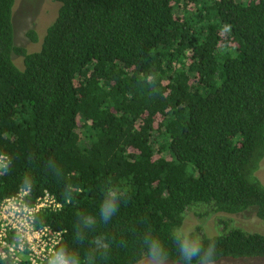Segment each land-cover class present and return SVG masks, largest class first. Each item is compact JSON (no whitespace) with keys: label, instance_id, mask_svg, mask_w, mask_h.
I'll return each instance as SVG.
<instances>
[{"label":"trees","instance_id":"obj_1","mask_svg":"<svg viewBox=\"0 0 264 264\" xmlns=\"http://www.w3.org/2000/svg\"><path fill=\"white\" fill-rule=\"evenodd\" d=\"M56 1L28 53L0 0V200L55 197L35 222L68 264H204L191 240L215 244L210 264L264 259V233L224 220L179 232L195 207L264 227V0Z\"/></svg>","mask_w":264,"mask_h":264},{"label":"rangeland","instance_id":"obj_2","mask_svg":"<svg viewBox=\"0 0 264 264\" xmlns=\"http://www.w3.org/2000/svg\"><path fill=\"white\" fill-rule=\"evenodd\" d=\"M61 3L56 0H15L12 19L14 26L15 46L26 49L28 53H35L41 49L43 38L47 29L55 22ZM35 32L37 41L29 37V32ZM15 64L22 68L23 58L13 55ZM259 180L264 184V160L256 173ZM220 220L227 221L230 226L241 227L248 231L264 233V227L257 217L256 209H251L238 215L215 213L209 208L195 207L185 215V221L180 233L187 234L199 231L212 236L220 232ZM139 264H176L171 261H159L145 259ZM211 264H264L263 258H247L233 260L225 258Z\"/></svg>","mask_w":264,"mask_h":264},{"label":"built area","instance_id":"obj_3","mask_svg":"<svg viewBox=\"0 0 264 264\" xmlns=\"http://www.w3.org/2000/svg\"><path fill=\"white\" fill-rule=\"evenodd\" d=\"M7 159L0 155V168ZM28 194V190H22L14 197L0 200V257L9 258L14 264H68L57 252L63 232L49 226L36 227L35 222L41 211L56 210L61 205L48 192L30 205L26 202Z\"/></svg>","mask_w":264,"mask_h":264},{"label":"clouds","instance_id":"obj_4","mask_svg":"<svg viewBox=\"0 0 264 264\" xmlns=\"http://www.w3.org/2000/svg\"><path fill=\"white\" fill-rule=\"evenodd\" d=\"M181 249L185 257L188 259L194 257H200L204 264H210L214 254H215V244H210L206 249L202 248L199 243L195 240H191L187 243L181 241Z\"/></svg>","mask_w":264,"mask_h":264}]
</instances>
